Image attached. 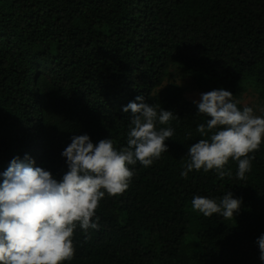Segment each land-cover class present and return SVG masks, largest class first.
Here are the masks:
<instances>
[{
	"label": "trees",
	"instance_id": "16d2710c",
	"mask_svg": "<svg viewBox=\"0 0 264 264\" xmlns=\"http://www.w3.org/2000/svg\"><path fill=\"white\" fill-rule=\"evenodd\" d=\"M179 78L236 100L249 91L264 107V0H0V172L28 154L60 178L76 135L125 146L123 108L137 96L174 113L157 124L174 129L168 151L135 165L122 194H106L99 229L77 227L64 264H264V143L245 180L231 159L232 178L183 177L210 117L198 116ZM228 191L243 201L235 217L193 210L194 195Z\"/></svg>",
	"mask_w": 264,
	"mask_h": 264
},
{
	"label": "clouds",
	"instance_id": "9594fccd",
	"mask_svg": "<svg viewBox=\"0 0 264 264\" xmlns=\"http://www.w3.org/2000/svg\"><path fill=\"white\" fill-rule=\"evenodd\" d=\"M194 103L198 116L210 119L197 125V132L206 138L189 146L181 175L187 178L193 170H215L220 179L232 178L227 167L231 159L238 163L235 178L245 180L255 159L249 154L264 143V115H257L253 107H239L240 101L224 88L201 93ZM123 111L130 113L125 146L116 147L111 137L94 143L88 134L76 135L61 153L67 171L60 178L37 166L28 154L16 156L0 172V264L71 261L76 250L74 231L99 229L96 209L106 194H122L135 165L149 167L168 151L166 141L174 136V129H158L157 124L168 125L174 118L172 111L147 103L143 96ZM260 111L264 113V108ZM242 202L228 191L221 198L194 195L191 205L205 217L218 214L230 219ZM256 243L264 262V234Z\"/></svg>",
	"mask_w": 264,
	"mask_h": 264
},
{
	"label": "rangeland",
	"instance_id": "374dc122",
	"mask_svg": "<svg viewBox=\"0 0 264 264\" xmlns=\"http://www.w3.org/2000/svg\"><path fill=\"white\" fill-rule=\"evenodd\" d=\"M179 78V81L183 84V85H187L186 86V96L192 100V101H196L199 100L200 98V94L201 93H205L199 89H196L192 86H189L188 80L187 79H183ZM238 101H240V104L242 107L244 106H249V107H253L254 111L256 112L257 115H264V113H262L260 111V109L264 108L262 106V104L256 99V97L254 95H252L249 91L244 92L243 95L241 96L240 99H238Z\"/></svg>",
	"mask_w": 264,
	"mask_h": 264
}]
</instances>
